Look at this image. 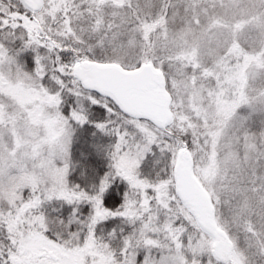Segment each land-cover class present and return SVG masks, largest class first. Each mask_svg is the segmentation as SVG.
<instances>
[{"label":"snow or ice","instance_id":"obj_1","mask_svg":"<svg viewBox=\"0 0 264 264\" xmlns=\"http://www.w3.org/2000/svg\"><path fill=\"white\" fill-rule=\"evenodd\" d=\"M0 264H264V0H0Z\"/></svg>","mask_w":264,"mask_h":264}]
</instances>
